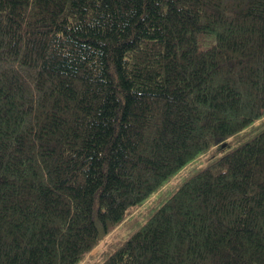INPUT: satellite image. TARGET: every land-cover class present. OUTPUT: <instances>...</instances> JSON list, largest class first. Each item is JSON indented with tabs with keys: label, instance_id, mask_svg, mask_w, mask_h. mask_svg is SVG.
<instances>
[{
	"label": "trees",
	"instance_id": "1",
	"mask_svg": "<svg viewBox=\"0 0 264 264\" xmlns=\"http://www.w3.org/2000/svg\"><path fill=\"white\" fill-rule=\"evenodd\" d=\"M94 216L98 264H264V0H0V264Z\"/></svg>",
	"mask_w": 264,
	"mask_h": 264
},
{
	"label": "rangeland",
	"instance_id": "2",
	"mask_svg": "<svg viewBox=\"0 0 264 264\" xmlns=\"http://www.w3.org/2000/svg\"><path fill=\"white\" fill-rule=\"evenodd\" d=\"M250 135V133H248ZM255 134V132L253 133V135ZM244 138L242 135L239 136H234L231 137L229 139V147L225 148V150L223 152H226V150L228 149H233L236 146H238L241 142L244 141ZM214 152V151H213ZM213 152H211V150L209 152H207L205 155H203L202 157H199V159L196 161L195 165H205L207 164L209 161H211L213 159ZM194 164H192L193 166ZM118 232L117 230L113 231L112 233H110L108 235V237L104 239H101L103 241H101L86 257L85 259L80 263V264H98L99 260L101 259V256H103L108 249V246H110L109 244V240L113 237V235H116Z\"/></svg>",
	"mask_w": 264,
	"mask_h": 264
},
{
	"label": "water",
	"instance_id": "3",
	"mask_svg": "<svg viewBox=\"0 0 264 264\" xmlns=\"http://www.w3.org/2000/svg\"><path fill=\"white\" fill-rule=\"evenodd\" d=\"M93 222H94V226L98 232V238L99 239H102V237L104 236L105 232L103 231V226L101 225V223L98 221L97 217L94 216V219H93Z\"/></svg>",
	"mask_w": 264,
	"mask_h": 264
},
{
	"label": "bare ground",
	"instance_id": "4",
	"mask_svg": "<svg viewBox=\"0 0 264 264\" xmlns=\"http://www.w3.org/2000/svg\"><path fill=\"white\" fill-rule=\"evenodd\" d=\"M103 231L105 232V230H104V229H103ZM104 236H105V234H104ZM104 236H103V237H104ZM103 237H102V239H103Z\"/></svg>",
	"mask_w": 264,
	"mask_h": 264
}]
</instances>
